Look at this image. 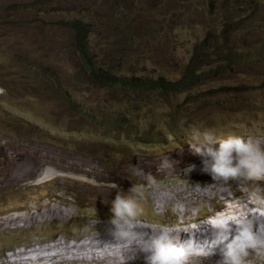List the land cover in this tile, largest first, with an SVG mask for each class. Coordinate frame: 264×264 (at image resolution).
<instances>
[{"label":"rangeland","instance_id":"1","mask_svg":"<svg viewBox=\"0 0 264 264\" xmlns=\"http://www.w3.org/2000/svg\"><path fill=\"white\" fill-rule=\"evenodd\" d=\"M73 19L91 29L96 66L116 74L178 79L198 44L238 52V64L184 92L103 86L92 80L77 54L75 30L62 22ZM200 53L204 67L222 61L212 47ZM207 53L212 58H204ZM197 129L216 137H247L264 147V135L252 136L264 133V0H0V225L9 224L5 217H29L40 200L50 201L53 209H72L69 222L16 219L8 229L0 226V264L5 254L44 247L54 236L64 238L63 251L81 264L74 242L102 233L104 226L95 229L96 220L114 215L111 201L104 200L106 185L115 188L114 199L132 184L147 185L130 174L134 162L156 179L155 186L145 188L143 212L136 218L149 231L194 226L209 217L222 207L210 203L212 187L251 197L259 188L264 198V180L224 184L201 173L202 158L193 155L188 142ZM149 153L159 157L139 156ZM165 157L176 162L175 172L160 170ZM192 164L196 170L185 176L183 170ZM197 184L204 187L197 192L208 194L194 195L193 213L185 216H170L167 203L156 209L150 200L180 196L176 205H183ZM252 204L264 208L255 200ZM99 250L94 247L90 264H103L97 263Z\"/></svg>","mask_w":264,"mask_h":264},{"label":"clouds","instance_id":"2","mask_svg":"<svg viewBox=\"0 0 264 264\" xmlns=\"http://www.w3.org/2000/svg\"><path fill=\"white\" fill-rule=\"evenodd\" d=\"M184 73V72H183ZM181 74V76L183 75ZM180 76V77H181ZM179 77V78H180ZM254 133L264 135L262 130ZM193 139L188 140L195 155L202 158L201 172L210 174L216 182L227 184L229 180L242 183L264 180V147L259 142L243 137L228 136L218 138L211 130H194ZM219 144L218 149L211 147ZM176 162L167 157L163 159L160 170L173 173ZM196 165H189L183 170L185 176L193 172ZM130 174L143 183L132 184L128 193L117 191L111 201L113 218L111 234L116 241L124 242L133 257L137 251L145 254L146 264H188L189 258L198 259L197 264H203L202 257L213 255L217 250L221 259L217 264H252L259 260L264 264V231L256 227L258 213H264V208L252 207L248 211H221L209 216L208 228L187 232L183 239H177L176 229L172 226H162L155 230H138L136 218L142 214V202L145 188L156 185V179L151 173L145 174L140 166H130ZM194 188L203 190L200 184ZM257 188L252 198L264 205V198ZM183 211V205H177ZM99 221L96 220L97 224ZM94 224V226H95ZM187 231V230H186ZM196 246L202 253H196ZM254 250L255 256L248 259L249 250Z\"/></svg>","mask_w":264,"mask_h":264},{"label":"bare ground","instance_id":"3","mask_svg":"<svg viewBox=\"0 0 264 264\" xmlns=\"http://www.w3.org/2000/svg\"><path fill=\"white\" fill-rule=\"evenodd\" d=\"M256 133H253L252 136H254ZM228 136H223V137H218V138H227ZM245 140L247 139V137H243ZM218 144V143H216ZM153 153H149L148 155H139V156H148L149 158H155V157H159L158 155H151ZM195 155V154H193ZM192 155V156H193ZM132 157L136 158L138 157V155H135V154H132ZM30 161V160H28ZM196 161V159L194 158V161L193 163ZM201 161V160H200ZM135 162L133 163L132 166H134ZM202 164V163H201ZM57 166V165H56ZM62 166V165H61ZM124 167L125 168H128L129 167V163H125L124 164ZM46 168V167H45ZM43 168V169H45ZM49 168V166L47 167ZM50 168H53V167H50ZM49 168V171L51 170ZM55 168V167H54ZM35 169V168H34ZM199 169V168H198ZM48 170V169H47ZM81 170V169H80ZM196 170V169H195ZM200 170V169H199ZM41 171V170H40ZM44 172H47L45 170H43ZM79 171V170H78ZM91 171V170H90ZM156 171V170H155ZM53 172V171H51ZM50 172V173H51ZM73 172V171H72ZM157 172V171H156ZM200 172V171H199ZM17 173V172H16ZM202 173V172H201ZM190 174V173H189ZM192 174V173H191ZM47 175V173H46ZM55 175V174H54ZM57 175V173H56ZM195 175V174H194ZM200 175V174H199ZM17 176V175H16ZM27 176V175H26ZM37 176H40L37 174ZM58 176V175H57ZM193 176V175H192ZM190 176V177H192ZM201 176V175H200ZM24 177V176H23ZM33 177V176H32ZM54 177V176H53ZM41 178V177H39ZM66 178H68L66 176ZM79 178V177H78ZM194 178H198V177H194ZM10 179V178H9ZM13 179V178H12ZM15 179V178H14ZM70 179V178H69ZM80 179V178H79ZM83 179V178H82ZM189 179V178H188ZM187 179V180H188ZM205 179V178H204ZM36 180V179H35ZM38 180V178H37ZM43 180H45L43 178ZM65 180V179H64ZM72 180V179H71ZM78 181V180H76ZM11 182V180L9 181V183ZM32 182V181H31ZM47 182V181H46ZM61 182V181H60ZM74 182V181H73ZM82 182V181H81ZM264 182V181H263ZM8 183V184H9ZM63 183V182H62ZM84 183V181H83ZM109 183V182H108ZM12 184V182H11ZM13 184H14V181H13ZM32 184V183H31ZM82 184V183H81ZM83 185H86V184H83ZM82 186V185H81ZM108 186L105 191L108 192L107 194L108 195H105L107 196L106 198H104V200H107V201H112L114 200V196H113V192L115 191V188L113 186H111L110 184L106 185ZM192 186V185H191ZM212 187V186H211ZM204 188V187H203ZM215 188H218V189H215ZM50 189V188H49ZM206 189V188H205ZM204 189V190H205ZM229 189L227 188H223V187H212V189L209 188V191L210 193H215V195H213L211 198H210V203L212 204V206H216V205H222L221 208H218L216 211H210V214L209 216H212V215H215L216 212H221V211H242L243 207L242 205H246L248 206L249 203H251V207L249 208H252V207H256L255 204H252L253 203V198L251 196L248 195V193L246 194L247 196H244L243 192L241 194H229ZM99 191H102V187L100 188ZM159 191V190H158ZM203 191V190H202ZM234 191V190H233ZM251 191H254V190H251ZM197 192L195 188H192L190 189L189 191V196L184 199V209L183 211H181L178 207H177V203L179 201V198L180 196H177L174 198V196L172 195L171 197H168V196H161L162 198H157L156 196L154 197H150V200L152 201L153 203V206L156 208V209H159L160 207L161 208H164L163 206L165 205V203H167L165 205V207L167 208V213H169L168 215H174V216H182L184 214H190V213H193L191 210L193 209V205L191 206L190 205V202L194 199V195H198V197H196L195 199L197 198H201V199H204V197L208 194L206 193L207 191L205 192ZM216 192H218L219 194V198L217 197L216 195ZM188 193V192H187ZM235 193V192H234ZM210 195V194H209ZM148 196V193L147 195ZM159 196V195H158ZM185 196V195H184ZM99 198H101V193H100V196H98ZM193 197V199H192ZM248 197V198H246ZM206 198V197H205ZM183 199V198H181ZM180 199V200H181ZM245 199H248L250 200L249 203H245L244 201L242 200H245ZM222 200V201H221ZM183 202V200H182ZM244 202V203H243ZM248 202V201H247ZM257 202V201H256ZM181 203V202H180ZM179 204V203H178ZM38 205L40 206L39 208H37L36 205H32L33 207H36L34 208V212L32 214H30V216L28 217H20V218H10V217H5L4 219L5 220H8L9 224L11 223V225L13 224L12 221L13 220H16L18 219L17 221H22V222H26L28 224H31L33 222H45V221H64V219L68 220V222L70 221V219H72V215H71V211L72 209L69 207V211H68V207H64V206H61L60 208L59 207H56L55 205V208L53 209L52 208V204L50 203V201L46 202V201H41L38 202ZM57 205V204H56ZM260 206V204H258ZM22 206V205H21ZM20 206V207H21ZM58 206V205H57ZM264 207V205H262ZM16 207V206H15ZM24 207V206H23ZM27 207V206H26ZM17 208V207H16ZM22 208V207H21ZM30 208V207H29ZM160 208V209H161ZM205 208V207H204ZM213 208V207H212ZM14 209V207H13ZM28 209V208H27ZM33 209V208H32ZM63 209H66L65 211ZM71 209V210H70ZM200 209V207H199ZM197 209L196 211L194 212V216H198V210ZM4 211V210H3ZM16 211V210H15ZM200 211V210H199ZM244 211H248V207L244 209ZM174 212V213H173ZM73 213V212H72ZM159 213V212H157ZM208 213V212H207ZM28 215V214H27ZM203 215V214H202ZM257 215V220H256V227L259 226V229L264 231V214L262 213H258L256 214ZM15 216V215H14ZM18 216V215H17ZM185 216V215H184ZM189 216V215H188ZM187 216V217H188ZM74 217V216H73ZM102 217V216H101ZM105 217V216H103ZM102 217V218H103ZM1 218V217H0ZM186 218V217H185ZM190 218V217H189ZM192 218V217H191ZM197 218V217H196ZM100 219V218H99ZM110 217L109 216H106L105 218H103L99 223L95 224V229H98L97 227L100 225V224H103L104 228H103V231L102 233H97L95 235H89L88 237H85L82 241H76L74 242V246L76 247V251L75 253L80 256V260H78V262H80L81 264H90V262H92L93 258H94V247L96 246L99 249H101V251L99 250L100 254H98L99 256V261L97 263H101L103 262V264H123V262H125V259H128L127 263L126 264H146L145 262V254L142 253V252H139L137 251L133 257V253L130 252L127 248V245L124 243V242H121V241H116L113 237V235L111 234V225L108 223L110 221ZM140 219V218H139ZM138 219V220H139ZM208 217L206 219H204L203 221L201 220H197L195 221L196 224L198 226H200L202 229H206L208 228V225L206 223ZM172 220V219H171ZM170 220V221H171ZM60 221V222H61ZM164 221V219H163ZM187 221V220H186ZM2 222V221H1ZM141 222V221H140ZM148 222V221H146ZM172 222V221H171ZM83 223H86V222H83ZM138 223V224H137ZM136 224L139 226L138 230H146V224L144 225L143 223L140 224L139 222H137ZM163 223V222H161ZM170 223V222H169ZM7 225L5 223L4 227H1L4 229H8L10 228L11 226L10 225ZM41 224V223H40ZM16 225V224H15ZM159 225V224H158ZM17 226V225H16ZM15 226V227H16ZM154 226V224H153ZM13 227V226H12ZM181 227V225H180ZM185 227V226H184ZM181 228V229H176V232H175V236L176 238L178 239L179 237H177L179 234L181 235L179 239H183L187 232H191L193 230H195L196 228L193 227V226H188V227H185V228ZM18 228V227H17ZM156 228V227H155ZM179 228V227H178ZM101 229V228H100ZM150 229V228H149ZM152 230H155L154 227ZM187 230V231H186ZM85 235V234H84ZM91 236V237H90ZM49 238V237H48ZM50 239V238H49ZM64 238L62 239H59L57 236H54L52 238V243H45L44 244V247H41L38 245H35L34 247H32V249L30 250H26V251H18V252H14L13 255H8V254H5L2 258L3 261L1 262L2 264H55V263H58V264H72L74 262V259H73V255L69 254V252H65V250L63 251L64 248H67L66 245H64V241H63ZM30 240V239H29ZM68 244V242H67ZM40 245V244H39ZM69 245V244H68ZM72 245V246H73ZM95 245V246H94ZM71 248V247H69ZM68 248V249H69ZM72 249V248H71ZM75 249V248H74ZM96 249V248H95ZM108 251V253H107ZM98 252V251H97ZM2 253V252H1ZM72 253V252H71ZM196 253H202L201 250L199 249V247L196 246ZM255 256V252L254 250H249V257L248 259H252L254 258ZM209 258L211 261L210 262H204L203 264H217V262L221 259V255L219 253V250H217L215 252V254L213 255H205L204 257H202L201 259L203 258ZM49 261H51L49 263ZM94 261V260H93ZM198 259L196 260H192L189 258V261H188V264H197ZM77 262V261H76ZM75 262V263H76ZM74 264V263H73ZM252 264H260V261L259 260H252Z\"/></svg>","mask_w":264,"mask_h":264},{"label":"trees","instance_id":"4","mask_svg":"<svg viewBox=\"0 0 264 264\" xmlns=\"http://www.w3.org/2000/svg\"><path fill=\"white\" fill-rule=\"evenodd\" d=\"M64 24L71 26L75 30L74 45L77 54L87 67L88 73L92 80L102 84L103 86L115 87L118 89H130L134 92H146L151 90L163 92H184L192 88V86L201 79H213L220 77L230 66L238 64L237 53L230 52L222 45H203L195 46L189 63L178 79H167L162 75L158 77H148L142 75H126L116 74L113 70L102 69L96 66L94 54H91L89 44L90 27L86 26L83 20L73 19L68 22L62 21ZM242 20H240V24ZM208 38L203 40L207 43ZM212 47L215 49L221 62L212 64L209 67H204L201 60V53L206 48ZM204 58H212L210 53H207ZM206 65V64H205Z\"/></svg>","mask_w":264,"mask_h":264}]
</instances>
